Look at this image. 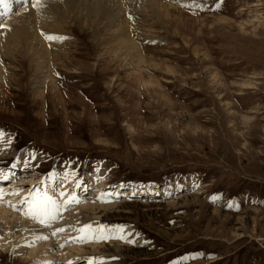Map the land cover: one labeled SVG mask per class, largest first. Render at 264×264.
Here are the masks:
<instances>
[{"label": "rangeland", "instance_id": "obj_1", "mask_svg": "<svg viewBox=\"0 0 264 264\" xmlns=\"http://www.w3.org/2000/svg\"><path fill=\"white\" fill-rule=\"evenodd\" d=\"M132 1L0 5L42 14L0 46V264H264V0ZM36 188L76 224L19 240Z\"/></svg>", "mask_w": 264, "mask_h": 264}, {"label": "bare ground", "instance_id": "obj_2", "mask_svg": "<svg viewBox=\"0 0 264 264\" xmlns=\"http://www.w3.org/2000/svg\"><path fill=\"white\" fill-rule=\"evenodd\" d=\"M123 1H124L123 3L127 4L128 6H129L130 3L133 4L135 2V1H132V0H123ZM150 1L151 2H155L157 0H150ZM92 11L95 14L98 13V12L101 13V14H104V11H101V10L94 9ZM32 12H34V13L21 14L12 23L10 22L9 24L6 25L5 30L0 32V46L2 45V47H4L5 45L6 46L11 45L14 48H18L19 49V48L24 47L23 45H26L28 48L29 47H36V46L41 45V43L39 41L40 39L38 37H36V36L32 37L33 36L32 35V30H33L34 22L35 23L36 22H40L39 18H41L42 14H41V12L38 11V9H35ZM37 29L41 30L40 28H37ZM43 36L44 35H42V37ZM8 43H9V45H8ZM10 186H9V188H7V187L4 188L3 192L4 191H9L11 189ZM105 208H106V206H105ZM85 210H89L91 212H94L96 209L92 208V207H88V208L86 207ZM60 213L62 214V216L60 218H56L55 220L48 221L46 226L45 225H41L40 223L35 222V221L32 224H29V222H27L28 224H24V223L23 224H20V223L11 224L9 233L12 234L13 236H15L16 238H18L19 240H22V239H24L26 237L38 235V234H41V233H44V232H48L50 230V229H48L50 226L53 227L52 229H56V228L64 229L63 233H65L64 231L66 229L71 228V227H73L76 224L75 223L76 222L75 221V216H74L73 212H67L66 213L64 211H61ZM8 227H9V225H8ZM5 228H4V226L0 225V235L6 233L8 231ZM94 232H95V230L91 231V233H94ZM66 234H67V231H66ZM42 246H44V245H39L38 248L40 249V248H42ZM48 250H49V248H48ZM48 250L45 249L44 252H41V251L40 252H41V256L45 257L46 260H48V262H49V259H53V255H52V252H48ZM24 251H25V253H24L25 256H31L30 253H28V251L26 249H24ZM55 257H57V255ZM69 257L71 258L72 256L68 254V258ZM61 259H62V257L60 258V260ZM68 260L64 264H70V262H71V264H77L76 260L75 259L73 260V258L71 260L70 259H68ZM48 262H46L44 264H47Z\"/></svg>", "mask_w": 264, "mask_h": 264}, {"label": "snow or ice", "instance_id": "obj_3", "mask_svg": "<svg viewBox=\"0 0 264 264\" xmlns=\"http://www.w3.org/2000/svg\"><path fill=\"white\" fill-rule=\"evenodd\" d=\"M17 3L25 4L27 0H16ZM7 3V0H0V5H4ZM37 3V0H33V7H35ZM131 19V17H130ZM4 27V25L0 24V28ZM43 35V34H42ZM45 39L52 40V39H63L62 37H51L46 36ZM4 139V134L0 132V140ZM8 143H11V140L8 141ZM6 179V177H5ZM51 179V177H49ZM46 184V181L43 182ZM60 197H64L65 193L61 192L59 193ZM72 202L79 203V200L75 196H69L68 199L64 201V205L61 206V204L58 202L57 199L53 198L52 195H50L47 191L41 192L38 188L36 189H30L28 197L26 199H22L20 201L21 204L27 203L29 205V214L31 218L37 220L38 223L41 225H47V222L50 220H55L61 210L69 206ZM64 229H56L52 234L56 235V232H61ZM87 230V231H86ZM78 232L83 233V235L80 237L81 239H87L89 238V232H91V225H84L82 228L77 229ZM117 231L119 233L123 232V227L119 226L117 228ZM94 239H109V238H119V239H125L123 235L119 236H106L103 233H101L100 236L97 237H91ZM131 243V241H128ZM71 264V262H70ZM89 264H93V262H89Z\"/></svg>", "mask_w": 264, "mask_h": 264}]
</instances>
